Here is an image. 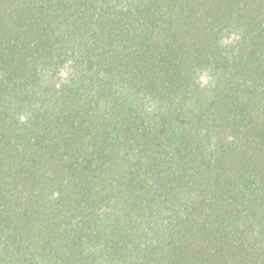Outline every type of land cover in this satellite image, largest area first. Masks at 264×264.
Instances as JSON below:
<instances>
[{
    "label": "trees",
    "instance_id": "trees-1",
    "mask_svg": "<svg viewBox=\"0 0 264 264\" xmlns=\"http://www.w3.org/2000/svg\"><path fill=\"white\" fill-rule=\"evenodd\" d=\"M0 264H264V0H0Z\"/></svg>",
    "mask_w": 264,
    "mask_h": 264
},
{
    "label": "clouds",
    "instance_id": "clouds-1",
    "mask_svg": "<svg viewBox=\"0 0 264 264\" xmlns=\"http://www.w3.org/2000/svg\"><path fill=\"white\" fill-rule=\"evenodd\" d=\"M203 79V78H202Z\"/></svg>",
    "mask_w": 264,
    "mask_h": 264
}]
</instances>
